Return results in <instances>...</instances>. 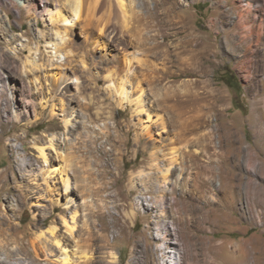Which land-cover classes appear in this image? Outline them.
<instances>
[{"label":"rangeland","instance_id":"1","mask_svg":"<svg viewBox=\"0 0 264 264\" xmlns=\"http://www.w3.org/2000/svg\"><path fill=\"white\" fill-rule=\"evenodd\" d=\"M39 1L0 0V75L17 76L12 100L0 80V264H62L61 245L69 264H264V0H149L125 5L124 20L118 5L92 19L81 5L73 33ZM143 13V37L127 34ZM87 19L104 30L83 34ZM118 69L137 101L114 94L106 74ZM183 118L203 124L182 140ZM52 164L66 182L45 174ZM150 164L169 174L157 192L141 183Z\"/></svg>","mask_w":264,"mask_h":264},{"label":"bare ground","instance_id":"2","mask_svg":"<svg viewBox=\"0 0 264 264\" xmlns=\"http://www.w3.org/2000/svg\"><path fill=\"white\" fill-rule=\"evenodd\" d=\"M161 1L162 4H165L168 0H158V2ZM151 2L154 4V5H157V0H151ZM48 3H51V2H48V0H40L38 2V5L36 8V11H38V13L40 15H45L47 14L49 16V19L51 21V23L57 27V26H64L65 29H69L70 30V33H73V23H77V21L81 18V14H80V9H81V5H94L92 7V10L89 11L90 14V18H94L96 16V5H118L119 7V16L124 20L125 19V13H126V9L124 8L125 5H149V0H141V2H139L138 0H53L51 4H48ZM40 4V6H39ZM21 5H23L27 11L30 10V8L28 7V5H26L25 1H22ZM68 5V7L66 8V6ZM88 16V15H87ZM88 18V17H87ZM145 18L144 16V13L139 15L138 14V25H132L129 29H126L125 32H127V34L129 33V35L131 36H140L143 37V34H142V31H141V27H139V22L142 21L143 19ZM91 19H87L86 22L83 24V25H80V31L87 33H91V30L93 31L94 29H98L99 31L101 30H104L103 28H98V25L97 24H92L91 22ZM101 17L97 18V22L98 20H100ZM239 19H241V17H239ZM81 20V19H80ZM96 20V19H95ZM85 21V20H84ZM239 21V20H238ZM38 22V21H37ZM83 22V21H82ZM245 27V26H244ZM63 31V30H62ZM72 31V32H71ZM122 31V30H121ZM56 34L60 35L59 31H56L55 32ZM123 33V32H122ZM150 33V31H149ZM126 34V33H125ZM120 34L119 37H116V38H113L111 36V38L109 39L110 41L109 42H112V46L115 47L116 45L118 44H124L126 41H127V34ZM258 34V33H257ZM256 34V35H257ZM260 34V32H259ZM61 36V35H60ZM130 36V37H131ZM149 35H145V38H148ZM66 37V36H65ZM87 36H85V39H86ZM115 37V36H114ZM149 37H151L152 39L155 38V35H150ZM60 39V38H59ZM139 39H143V38H139ZM51 40V39H50ZM57 40V39H55ZM108 40V39H107ZM136 40V39H135ZM61 42L58 41H55L54 43H52L54 45V50H58L59 48H64L66 46H69L70 43L71 45L73 44V41L69 40V38H67L66 40H60ZM143 41V40H141ZM50 42V41H48ZM140 43V42H139ZM50 44V45H52ZM52 47V46H51ZM81 48V45L80 47ZM30 50V49H29ZM53 51V50H51ZM55 51V53H56ZM125 54L123 52H121V55L120 56H116L114 58V62L116 63V65L118 67H120L122 65V62H123V59L122 58ZM28 63L30 62L29 59H25V60H22L21 61V66L20 67H26L25 66V63ZM32 63V62H31ZM127 63V62H126ZM33 64V63H32ZM50 70L54 69L55 67L57 66H54V62L53 61H50ZM121 69V68H119ZM119 69L115 72L112 73L111 72H107L106 74V77L108 78L109 82H114L115 84V88H114V94H117L119 96V99L121 102H133V101H137L139 99V97L137 96V98L135 99H131L128 95V92L125 90V85H124V82H123V79L121 80L122 77H120L118 73ZM33 69H30V71H32ZM121 72V71H120ZM52 77L53 76H56V73H52L51 75ZM17 78L16 75L12 74V73H5V72H2V76L0 75V80L1 81H4L5 83V86L7 87L8 89V92L10 93L11 95V100L14 98V86L12 85H9V80L10 78ZM68 78L64 76V79L63 81L64 82H67ZM69 85V83H65V86L64 88H66V86ZM60 85H58L57 87H59ZM28 89L30 90L29 86H27ZM57 87H54L55 91H57ZM137 87V86H136ZM140 91V90H139ZM29 92V91H28ZM2 95L4 94V91H2L1 93ZM113 93L110 94L111 97L114 96ZM69 95V98H68V101H73V98H74V94H68ZM116 95V96H117ZM33 94L29 93V97H25L26 98V101L27 100H32L33 99ZM106 98V97H105ZM168 101H174V102H177L179 103L180 105L184 106V105H187V102H188V98L186 97V95L182 94H172L168 99ZM9 99L8 98H4V103H3V108H5L7 106V103H8ZM162 101V100H161ZM169 101V102H170ZM142 105V104H141ZM36 107V105H35ZM38 107H36L37 109ZM41 110L44 111L46 106L45 105H41L40 106ZM52 111H53V108H52ZM203 124V120L201 118H198L197 120H190L188 121L186 118H183L181 121H178L176 125H179V127H181V139L183 138L184 139V135L189 132V125L190 126H193L195 128H198L200 127L201 125ZM145 130H147V126L144 127ZM182 139V140H183ZM185 141V140H184ZM49 146H53V139L50 138V143H49ZM45 144H40L38 143L37 144V149L40 153V156L46 160V152H45ZM48 148V147H47ZM171 154H175V151L172 150L170 151ZM183 155H188L190 158L192 159H199V156L196 155L194 156L193 153H190V151H184L182 152ZM211 155H213L214 153H210ZM152 159H154V156L152 157ZM170 161V163H172L173 161H175V158H172L170 157V159H168ZM209 164H206V163H203V165L201 164L200 166H198L200 168L199 172L202 174V175H212L213 173V167L211 166V162H208ZM151 166V169L152 170H156L155 174L156 175H152V180H149L148 182H146V179L145 180H142L141 183L142 184H145V183H148L151 187H153L155 189L154 192H157L160 190L159 186H157L156 184L159 182V179L158 178H166L167 176H169L168 174V171H167V168L164 170V171H161L160 169V166L158 164H150ZM187 166V165H186ZM55 165H51L50 167H47V169L44 171L45 174H51L53 172H59L60 174V177L62 179V181H67L66 178L62 177L61 173L63 172V168H60V170L57 168H54ZM51 168H54L51 170ZM160 169V170H159ZM57 170V171H56ZM206 177V176H205ZM128 195L131 193V189L128 190ZM177 199V198H176ZM176 204V201H173L170 205L171 206H174ZM183 213V212H182ZM48 232L50 233V235L53 237V241L55 243V245H60V241L57 239V237L55 236V227L53 225L49 226L47 228ZM61 248V262L62 264H69V259H68V254H67V250L65 248V245H61L60 246ZM85 254V252H84ZM81 256H79L78 259H80ZM82 258L84 259V261H88L89 257H87V255H82Z\"/></svg>","mask_w":264,"mask_h":264},{"label":"trees","instance_id":"3","mask_svg":"<svg viewBox=\"0 0 264 264\" xmlns=\"http://www.w3.org/2000/svg\"><path fill=\"white\" fill-rule=\"evenodd\" d=\"M233 78V77H232Z\"/></svg>","mask_w":264,"mask_h":264}]
</instances>
